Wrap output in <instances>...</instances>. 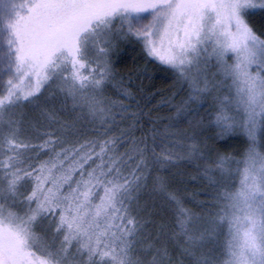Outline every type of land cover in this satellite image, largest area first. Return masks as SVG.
<instances>
[{
    "label": "snow or ice",
    "instance_id": "6c2138e0",
    "mask_svg": "<svg viewBox=\"0 0 264 264\" xmlns=\"http://www.w3.org/2000/svg\"><path fill=\"white\" fill-rule=\"evenodd\" d=\"M0 7L7 77L0 264H264V146L256 136L264 129V32L250 19L264 0H0ZM129 39L189 90L180 119L141 138L134 125L110 131L128 111L106 89L130 95L112 62ZM45 93L60 107L42 104ZM209 97L215 139H247L239 158L197 139L192 105ZM81 121L103 131L80 138ZM185 121L191 135L180 131ZM196 158L208 164L203 175L217 188L208 207L217 211L198 216L157 175L173 221L149 231L139 196L152 171ZM234 172L239 183L229 185ZM224 228L217 256L209 245Z\"/></svg>",
    "mask_w": 264,
    "mask_h": 264
},
{
    "label": "trees",
    "instance_id": "16d2710c",
    "mask_svg": "<svg viewBox=\"0 0 264 264\" xmlns=\"http://www.w3.org/2000/svg\"><path fill=\"white\" fill-rule=\"evenodd\" d=\"M250 19L258 31L264 32V11L257 10L256 14L251 16ZM131 41L135 43L133 45L135 49L130 48L126 54L121 56L123 59L117 64L118 73H116L117 78L122 80L123 86L127 88L130 95L127 98H122L119 91L114 87L107 88L106 95L112 100H122V103L128 109L127 113L124 114L125 119L121 120L119 115L117 116V125L110 129L112 134L119 135L121 127L128 128L134 125V137L141 138L149 133V129L154 124L162 128L163 125L169 122L174 123L180 119L177 116V110L182 106L178 103L183 90L176 85L177 81L173 73H168L164 67L158 68L156 62L150 61L141 53L140 44H136L137 41L134 39H131ZM129 51H132L131 56L128 54ZM128 117L133 118L128 119ZM136 117H138V120ZM98 129L99 126H91V130L86 131V134L96 135ZM99 130L103 131V129ZM231 141L214 143L212 147L216 149V152L230 154L231 150L237 149L243 152L247 146L246 139L240 145H232ZM230 143L231 145H229ZM260 145L264 146V130ZM191 162H182L181 165L176 164L172 168L177 170V173H179L178 178L182 182L204 184L205 176L199 172V168L204 167L203 164L206 166L207 164L199 158ZM155 171L154 176L162 175L166 181L175 182V178L173 179L170 173L167 174L166 169L163 171L155 169ZM152 177L147 181L149 186L154 185V178ZM139 203L143 209L147 210L151 218L161 217L158 212L156 215L155 211L148 208L144 202ZM157 206L159 205H155V207Z\"/></svg>",
    "mask_w": 264,
    "mask_h": 264
},
{
    "label": "rangeland",
    "instance_id": "374dc122",
    "mask_svg": "<svg viewBox=\"0 0 264 264\" xmlns=\"http://www.w3.org/2000/svg\"><path fill=\"white\" fill-rule=\"evenodd\" d=\"M3 11V8L0 7V12ZM3 36V31H0V37ZM136 44H138V42H136ZM135 45L134 42L131 41V39L127 40V41H122L119 45L117 50L113 53L112 55V62H113V67L115 69V72L118 73L117 71V64L119 61H121L123 58H121L122 55L126 54V52L130 49V48H134L135 49ZM132 49V50H134ZM3 50V44L0 43V51ZM140 50L141 53L144 55L143 50H142V46L140 45ZM135 51V50H134ZM129 56H131L132 51H129ZM156 66L158 68L160 67H164L166 68L168 73H173V71L169 68H167L164 65H161L159 63L156 64ZM0 67H2V64H0ZM215 69H213L214 71ZM174 74V73H173ZM175 77V74H174ZM6 80L7 77L4 75V73L2 71H0V84H6ZM177 81V80H176ZM177 86H180V89H182L183 93L180 97V102L178 103L179 105H182V102L185 101L188 97V88L186 85H183L181 83H177ZM107 88L111 89L112 86L109 85ZM50 93H45L42 97H41V103L42 104H46L47 106L51 107L53 105V103H55V106L57 108L60 107L59 103L50 99L49 98ZM192 107L195 109L198 107V114L192 115L190 117V119H192L194 122L196 123H200L201 127L197 130L199 135L197 136V139L200 143L204 144L206 143L209 147H212V145L214 143H222L221 141H217L215 139V129L211 126L210 121L213 117L214 114V104L212 101V98L209 97L207 98L202 104H200L199 106L197 105H192ZM25 111H30L29 109H25ZM91 126H99V124L97 123L96 125H93L92 123H90L89 121H81L80 123V138H84V137H94L95 135H87L86 131H90L91 130ZM263 130L264 129H257L256 132V136H257V140H258V144L260 145L261 140H262V135H263ZM180 131L182 132H186L188 135L192 134V129L191 126L189 125L188 122H184L182 124H180ZM244 139H246V137L242 134H238L232 138H230L227 141L232 140L231 142L233 143L232 145H240L242 144V142L244 141ZM247 140V139H246ZM225 143V142H223ZM229 143V142H228ZM231 145V143L229 144ZM263 150V149H262ZM242 152H240V149L237 150H231L230 154L236 156L237 158H239V154H241ZM229 154V153H228ZM216 153H212L211 159L215 158ZM196 159H184V161H182L183 159L176 161L174 163V165H181L182 162L188 163L189 161L191 162L192 160H197ZM200 159V158H199ZM201 161H204L206 164V160L204 159H200ZM192 163V162H191ZM204 167L199 168V172L202 173L203 175V169L208 166L203 164ZM174 166H170L166 169V173L169 174L173 177V179L175 178V182L171 183L169 182V180H167V185H168V191L169 192H175L179 198L183 201L184 207H186L187 209H190L191 211L195 212L198 216H203L206 219L210 218L209 217V213H213L215 211H217V209L215 207H208V205H212L214 204V201L211 199L212 196H214L216 194L217 188L215 186H213L210 182L209 179L205 176V183L204 184H200L198 182H182L181 180H179L178 175L179 173H177V170L173 169ZM165 169H159L160 171H163ZM155 169L152 171L151 173V177L155 178L156 176H154L155 174ZM216 179L219 181V177L217 176ZM239 175H237L235 172L233 173L232 177L230 180L227 181V183L229 185H238L239 183ZM192 181V180H190ZM139 202H144L145 205L150 208L151 210L155 211L156 215L157 212L161 215V217L158 218H151V223L148 225L149 231L155 233L159 227L160 224L162 223H172L173 221V207L171 205L170 202H168L165 198V194L159 192L156 187L153 186H149L146 184L145 189L140 193L139 196ZM155 205H159L157 207H155ZM145 208V206H143ZM156 217V216H155ZM37 231L40 232L41 230L39 228H37ZM227 233V229L224 228L221 231V234H219L216 237V242L213 244H210L209 247L212 249L213 254L214 255H219L220 251H221V246L223 245L225 236Z\"/></svg>",
    "mask_w": 264,
    "mask_h": 264
}]
</instances>
